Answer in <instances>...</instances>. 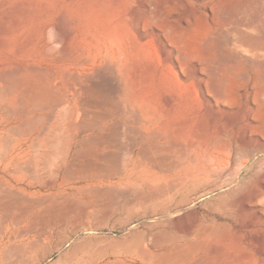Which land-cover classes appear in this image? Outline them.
<instances>
[{"label": "rangeland", "instance_id": "rangeland-1", "mask_svg": "<svg viewBox=\"0 0 264 264\" xmlns=\"http://www.w3.org/2000/svg\"><path fill=\"white\" fill-rule=\"evenodd\" d=\"M218 134L264 143V0H0V251L89 213L73 264H264V151L248 211L184 184Z\"/></svg>", "mask_w": 264, "mask_h": 264}, {"label": "bare ground", "instance_id": "bare-ground-1", "mask_svg": "<svg viewBox=\"0 0 264 264\" xmlns=\"http://www.w3.org/2000/svg\"><path fill=\"white\" fill-rule=\"evenodd\" d=\"M252 129L253 126L250 122L243 127V134L239 139L240 144L243 146H250L249 136ZM222 138L223 136L218 134L214 138L204 137L196 142L195 146H201L203 150L195 155L198 163L196 162L197 164L193 170L189 169L190 173L188 172L187 181L184 184H194L196 189L201 191V195L218 190L234 191L237 194L236 201L241 202L246 209L244 210L248 211L249 207L261 195V190H258L253 193L251 198L246 197L247 193L252 189V182L249 180L251 175L256 172L255 168L258 163L256 159L260 157L261 151H264V143L259 142L257 144L260 152L242 153L235 151L233 147L223 144ZM197 159H193V161L195 162ZM259 182L264 185V175L259 178ZM255 214V219L246 220L241 226H243L244 230L254 233L249 242L257 250L264 262V212L257 210ZM80 215L79 217L86 218L85 221L76 216L72 220L69 219L70 221L63 220L64 222L62 221L59 226L57 225V227L46 232L44 236H39L33 240L19 239V242H11L8 247L0 251V264H40L50 258L56 251H64L68 245V249L66 247L67 250L62 251V257L64 258L59 260L57 264H73L72 258H74L75 254L72 252L77 253L76 249L80 248V246L82 248V245L89 238L90 231L94 229L90 220L89 223L86 222L89 219L87 217H90L89 213L88 215L87 213L86 215ZM193 227L187 226L183 230L191 232L195 228ZM55 241V245H51ZM86 245L84 244V247ZM211 247L217 257V261L214 264H247L250 258V255L245 254L238 259L237 263H232L229 261V258L233 256V248L230 245L222 243ZM71 253L74 256L70 255Z\"/></svg>", "mask_w": 264, "mask_h": 264}]
</instances>
